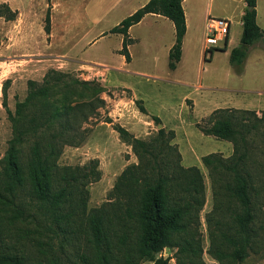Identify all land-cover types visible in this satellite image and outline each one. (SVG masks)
<instances>
[{
    "label": "trees",
    "instance_id": "obj_1",
    "mask_svg": "<svg viewBox=\"0 0 264 264\" xmlns=\"http://www.w3.org/2000/svg\"><path fill=\"white\" fill-rule=\"evenodd\" d=\"M182 2L149 0L110 30L124 36L127 60L128 29L155 14L174 25L169 68H175L186 32ZM245 4L241 44L230 55L236 64L263 37L256 0ZM8 12L7 19L13 20L15 13ZM46 22L49 33L48 17ZM58 75L50 71L41 85L29 82L30 91L14 112L3 101L11 138L0 159V264H168L157 257L166 248L176 249L177 264L193 263L202 252L191 233L205 202L203 178L197 167L181 165L174 132L160 129L138 139L118 128L138 163L125 169L112 202L89 208L87 186L99 179L95 166L72 171L60 168L57 160L64 146L79 143L80 124L103 102L69 100L74 86L68 88ZM57 93H63L64 104L56 105ZM140 111L145 113L142 107ZM152 120L160 124L158 118ZM199 130L233 145L230 157L209 154L201 161L217 199L215 214L221 221L216 225L226 228H219L221 242L213 256L241 264L259 238L256 220L264 206V111L259 117L255 111L219 109Z\"/></svg>",
    "mask_w": 264,
    "mask_h": 264
},
{
    "label": "rangeland",
    "instance_id": "obj_2",
    "mask_svg": "<svg viewBox=\"0 0 264 264\" xmlns=\"http://www.w3.org/2000/svg\"><path fill=\"white\" fill-rule=\"evenodd\" d=\"M128 1L122 0L119 5L127 4ZM51 2V0H0V159L3 158L11 138V124L6 109L3 107V101L6 102L8 109L14 112L16 104L23 102L27 97L30 91L29 82L41 85L48 72H58V77L62 79L63 84H67L68 88L71 84L74 86V89L72 88L73 90L68 92L69 100L76 101L79 99L78 102L84 103L98 98L103 103L86 121L80 124L81 138L77 140L79 143L64 146L57 160V165L72 171L95 166V170L99 173V179L87 186L89 208H99L104 203L113 201L115 198L113 195L114 187L120 182L123 172L127 167L138 163L131 145H128L121 137L118 128L138 139H146L160 129L167 132L171 130L163 127L161 121L160 124H156L152 119H147L144 116L135 117L133 114L130 117L126 116L125 120L120 115V108L128 109L125 105L121 106V101L124 97L129 99V92L106 89L102 80L104 78L103 70L84 64H91L93 53L102 51L105 55L103 57L112 66L111 70L105 73L107 86H124L131 89L149 109H156L155 99L159 98L163 100L166 106L171 104L176 114L182 113L185 119L181 125L178 121L173 122L181 140V152L185 158L184 164L181 162V165L183 164V167L197 165L203 178L205 202L200 212L199 223L191 233L200 244L202 252L196 259H193V263L185 260L182 264H231L227 261L220 262L213 256L214 246L221 242V237L218 235L219 228L223 230L226 228L216 225V221H221V218H217L215 214L217 199L213 195L209 170L202 164V161L201 163L194 162L190 160V157H200L211 153L228 158L233 153L232 143L212 139L213 137H209V139L205 137L202 140H206L207 143L199 144L202 137L198 129L206 125L208 118L198 121L197 119L193 120L191 116H186L188 112L184 109V102H182L181 87H172L173 85L164 81L153 80L154 76L165 77L170 74L165 54L161 53L158 56L157 68L152 72H147L149 74L136 73L132 70L119 71L117 70L119 69L117 68L118 60L114 56H110L109 60L106 56L108 49L111 51L116 45L114 37H106L89 45L93 41L94 34L118 25L115 24L116 18L111 16L113 11H109L113 5L111 4L113 0H61V4H63L61 10L69 9L70 15L79 20L78 37L62 43L57 42L56 38L53 40L50 36L52 26ZM101 2L107 13L97 22V26L88 30L90 31L89 35H81L80 33L89 27L87 18H92L94 15L98 16L101 12V6L99 8ZM117 6L118 3L115 4V7ZM7 8L15 13L13 20L7 19L9 15ZM47 17L49 18V33L46 32ZM239 29L237 24H232L231 35L235 39H240L241 30ZM220 46H222L221 43L218 47ZM206 56L205 59H201L198 52H195L189 63L184 66L182 71L180 69L177 75L180 77L181 74L185 75V79L193 85L200 82L203 86L211 85L237 89L241 92L245 91L242 94L235 93L237 99L251 98L247 97L251 95L245 94L250 91H261L262 96H264V42L256 41L252 45L246 63L247 71L241 78L238 77L239 74L231 67L229 60L223 54L217 53L210 65H206L211 61L209 53ZM146 60H149L148 57ZM201 61L206 64L201 66ZM186 67L188 68L187 72H185ZM229 78L234 79L229 82V80L227 81ZM225 94L221 91L206 92L203 90L201 94L193 92L190 98L198 103L199 108L210 109L225 105L224 100L229 99ZM65 100L63 93H57L54 96L56 105L64 104ZM261 100H264V97H261ZM74 104L75 102L71 105ZM187 105L191 107V102L187 101ZM187 105L186 109H188ZM136 108L140 110V102L132 104V109ZM263 111L257 115L261 117ZM161 115L166 119L169 117L166 112L161 113ZM147 122L151 123L147 124ZM259 146L262 148V145ZM222 148L224 150H220ZM256 229L259 238L253 249L249 251L248 257L241 264H264V206L258 214ZM215 238L218 240L215 241ZM175 254L176 249L166 248L157 257L167 259L168 264H177Z\"/></svg>",
    "mask_w": 264,
    "mask_h": 264
},
{
    "label": "crops",
    "instance_id": "obj_3",
    "mask_svg": "<svg viewBox=\"0 0 264 264\" xmlns=\"http://www.w3.org/2000/svg\"><path fill=\"white\" fill-rule=\"evenodd\" d=\"M51 1H52L51 2L52 26H51V35H50L51 38L53 40L54 38H56L57 42L60 43H62L63 41L67 42L70 39L77 38L79 35L77 34V26L79 24V20L78 19L76 20L73 15H70V12H68L69 9H64L63 11L61 10V8H63V4H61L62 3L61 0H51ZM148 1L149 0H129L127 4L120 6L119 3L122 2V0H113V2L111 3L113 5H111L109 11H113V15L111 16L112 18H116L115 24H119L122 20L132 15L134 12H136L138 9L144 6ZM117 3L118 6L115 7V4ZM100 6L102 9L98 16L94 15V17L92 18L89 17L87 18V24H89V27L88 29H84L83 33H80L81 35L83 36L84 34L89 35L90 31L88 30L97 26V22L104 17L105 13H107L106 8H105L106 11L103 8L102 2L99 4V8ZM182 7L185 15L186 32L182 39L181 57L180 60L176 63L174 69L169 68V54L173 45L175 44L174 25L169 19L160 15L147 14L141 19L139 23L131 26L128 29L127 36L129 39V44L127 45V51L129 55V60H127L125 55L122 53L124 36L117 33L116 34L110 33V30L115 26L110 27L106 31L103 30L94 34V37L92 38L93 41H91L89 45H92L95 42L100 41L101 39H105L106 37H114L116 39V45L111 51L110 49H108L106 56H108L109 60H110V56H114V58L118 60L119 65L117 66V68L119 69L117 70L119 71L132 70L133 72L136 73H145V74L150 71L152 72V70H155V68H157V62H159L158 56L161 53L165 54L168 60V71L170 72V74H167L165 77H156L152 75L155 77L153 78V80L164 81L165 83L173 85L172 87H181L182 102H184V109L187 110L188 112L186 116H191L193 120L197 119L198 121H202L208 118L211 113L219 109L250 110V111H255L257 113L263 111L264 100H261V97L264 96H262L263 94L261 91L246 92L245 94L251 95L247 97H251V98L237 99L236 98L237 94L235 93L242 94L245 91L241 92L238 91L237 89L236 91L226 87H218L211 85L203 86L200 82H198L197 85H193L191 84L190 81L185 79L186 78L185 75L181 74V77L177 75L180 69L182 71L184 66L189 63L190 58L195 52H198L201 59L204 58L205 52L207 51V47L205 44V35H206V26L209 18L225 19L230 22V27H229V33L227 37L224 39V41L218 42V45L221 43L222 46L213 47L209 51H207V53H209L210 55L211 61L208 62L207 64L201 61V66L205 64L206 65L212 64L215 55L219 53V54H223V56H225L229 60L231 67L236 71V73L239 74L238 77L241 78L246 74L247 71L246 63L248 60L249 52H251L252 45L254 43L248 47L246 56L238 64L231 63L230 61L231 51L233 49L239 48L241 44L240 39H235L234 37H232L231 27L233 23L237 24V26L240 28L239 30H241L239 33L241 38L242 17L246 10L245 0H183ZM123 9H126V11H123ZM256 23L259 29L261 30V32L263 33V37L257 40V42L261 41L262 43L264 42V0H256ZM57 26L58 28H56ZM58 54L62 57H65L61 53ZM92 56H93L92 59L93 62L91 64L88 63H84V64H86L89 67L93 66V67L101 68V70H103L104 78L102 80L106 89L126 90L129 92L130 95L129 99L124 97V99L121 101V106L125 105L128 107V109H126L125 107L120 108L121 111L120 115H122L125 120H126L125 118L126 116L130 117V115L132 114L135 117L144 116L145 118L150 120L152 119V117L158 118L162 122L163 127L170 129L171 131L174 132V136H175L174 144L177 145L179 153L181 155V162L184 164L185 158L181 152V140L179 139V135L175 125H173V122L175 121L180 122V125L185 121L182 113L176 114L171 104L166 106L163 100H160L159 98L155 99V102L157 104L156 109H149L144 104V101L138 99L136 93L133 92L131 89L124 86H119V87L107 86L105 80V76H106L105 73L111 70L110 69L112 67L111 63H109L107 59L103 57L105 55L104 53H102V51H100V53H93ZM145 57L146 58L148 57L149 60H146ZM187 71L188 68L186 67L185 72ZM233 79L234 78H229L227 79V81L229 80V82H231ZM203 90L206 92L221 91L223 93H226L225 95H227L229 99L224 100L225 105L222 106H215V107H211L210 109L199 108L198 103H195L193 100H191L190 97L193 92L201 94V91ZM187 101L191 102V107H188ZM243 101H247V102H243ZM135 102H140V105L145 110V113H142L138 108L132 109V104H134ZM185 103L188 109L185 108L186 107ZM163 112L169 114V117L167 119L162 117L161 113ZM150 123L151 122H147V124ZM200 135L202 138H200L199 144L200 145L206 144L207 143L206 140H202V139H205V137L209 139L210 136H205L202 133ZM220 150H224V148ZM218 152L222 153L221 151ZM202 157L204 156H200V157L195 156L194 158H192L191 156L190 160L201 163ZM186 167H197V165H186Z\"/></svg>",
    "mask_w": 264,
    "mask_h": 264
},
{
    "label": "built area",
    "instance_id": "obj_4",
    "mask_svg": "<svg viewBox=\"0 0 264 264\" xmlns=\"http://www.w3.org/2000/svg\"><path fill=\"white\" fill-rule=\"evenodd\" d=\"M230 22L220 18H209L206 26L205 44L207 51L218 46L229 33Z\"/></svg>",
    "mask_w": 264,
    "mask_h": 264
},
{
    "label": "water",
    "instance_id": "obj_5",
    "mask_svg": "<svg viewBox=\"0 0 264 264\" xmlns=\"http://www.w3.org/2000/svg\"><path fill=\"white\" fill-rule=\"evenodd\" d=\"M160 128L162 127V126H159Z\"/></svg>",
    "mask_w": 264,
    "mask_h": 264
}]
</instances>
